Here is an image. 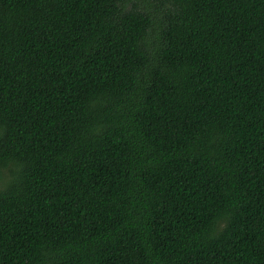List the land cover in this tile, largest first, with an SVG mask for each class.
<instances>
[{"label": "trees", "instance_id": "1", "mask_svg": "<svg viewBox=\"0 0 264 264\" xmlns=\"http://www.w3.org/2000/svg\"><path fill=\"white\" fill-rule=\"evenodd\" d=\"M0 0V264H264V0Z\"/></svg>", "mask_w": 264, "mask_h": 264}, {"label": "rangeland", "instance_id": "2", "mask_svg": "<svg viewBox=\"0 0 264 264\" xmlns=\"http://www.w3.org/2000/svg\"><path fill=\"white\" fill-rule=\"evenodd\" d=\"M137 3L141 4V5H146L149 7V9L151 10V12L154 14L155 19H158L160 17V12H159V8L158 7H154L153 2L148 1L145 2L143 0H135Z\"/></svg>", "mask_w": 264, "mask_h": 264}]
</instances>
